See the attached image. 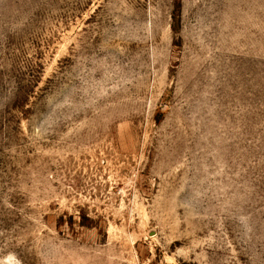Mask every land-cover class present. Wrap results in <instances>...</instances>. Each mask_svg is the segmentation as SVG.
<instances>
[{"label":"rangeland","instance_id":"rangeland-1","mask_svg":"<svg viewBox=\"0 0 264 264\" xmlns=\"http://www.w3.org/2000/svg\"><path fill=\"white\" fill-rule=\"evenodd\" d=\"M0 264H264V0H0Z\"/></svg>","mask_w":264,"mask_h":264}]
</instances>
